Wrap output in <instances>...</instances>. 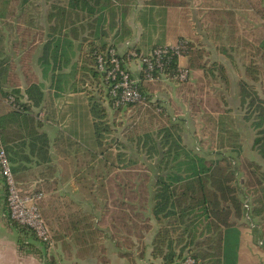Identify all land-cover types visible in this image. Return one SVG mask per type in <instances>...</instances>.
Wrapping results in <instances>:
<instances>
[{
  "label": "trees",
  "instance_id": "trees-1",
  "mask_svg": "<svg viewBox=\"0 0 264 264\" xmlns=\"http://www.w3.org/2000/svg\"><path fill=\"white\" fill-rule=\"evenodd\" d=\"M31 1L20 2L19 17L24 18L26 27H16L17 37L11 47L12 56H7L6 38L0 32V101L6 105L10 97L14 98L12 105L7 104L5 109H0V144L8 153L13 171L16 173L21 164H30L32 160L36 164L52 161L45 124L37 117L45 109V85L39 82L32 63L24 65V56L29 58L28 53L36 50L41 54L38 63L43 73H52V86L59 87L67 82L63 76H55L61 65L73 69L68 77L74 80V84H70L69 89L86 93L98 147L104 145L106 136L112 131L109 112L113 111L116 118L121 113L136 109L124 129L126 139L130 147L137 149L151 162L149 167L152 175L145 198L147 206L123 203L124 206L129 204L136 219L132 217L133 214L130 216L125 213L120 225L127 228L128 236L112 237L119 257L129 264H137V259L146 260L147 264H181L188 258L194 260V264H238L232 234L238 220L250 218L232 162L218 157L217 153L208 154L189 148L184 143L182 127L175 122L169 121V124L161 125L158 129L152 128L161 103L153 100L149 89L151 84L145 81L142 69L137 75L132 74L140 80L141 98L129 105H117V98L110 93L113 82L107 81L106 74L97 69L98 54L107 56L110 50L117 51L115 45L118 40L132 38L133 31L126 20L137 6V0H64V3L62 0H50L52 3L45 14L44 24L33 15L25 17ZM145 4L151 7L183 6L179 0H146ZM141 22L145 27L150 25L147 21ZM19 30L23 31L18 34ZM180 41L186 40L180 38ZM188 45L189 49L184 54L189 57L186 69L203 70L208 77H215L218 64L203 62L202 53L193 52L194 46L190 41ZM157 47L160 46L155 45L153 49ZM260 50L264 51V36L259 41ZM134 51L140 54V51ZM128 53L123 56L119 54L124 64ZM196 53L202 58V65L200 60H195ZM163 62L164 75L178 79L179 58L167 57ZM154 74L160 81L161 76ZM242 88L243 98H249L247 86L242 84ZM94 90L98 92L97 95H93ZM145 112L151 114L150 117L147 118ZM164 114L165 110L161 115ZM212 130L216 133L217 125ZM118 156L121 161L127 157L126 166L139 162L126 154ZM256 204L252 215H264V200L259 199ZM138 218L144 223L142 227L137 222ZM88 219L91 218H80L67 230L79 233L81 224L85 223L91 234L94 224ZM12 225L19 234L21 253L35 255L41 264H56L54 259L47 257L48 246L38 242L28 228L15 223ZM154 226L149 252L144 238L145 234L153 231Z\"/></svg>",
  "mask_w": 264,
  "mask_h": 264
},
{
  "label": "crops",
  "instance_id": "crops-1",
  "mask_svg": "<svg viewBox=\"0 0 264 264\" xmlns=\"http://www.w3.org/2000/svg\"><path fill=\"white\" fill-rule=\"evenodd\" d=\"M248 3L249 8L234 4L226 9L228 11L223 12V23L218 25L216 40L211 33L212 28L208 27L203 33L202 40H205V43L202 50L204 56H207L205 61L218 64V108L216 116L205 117L204 131L207 136L204 139L208 144L211 139L213 145L217 143L215 150L206 149L208 154L217 153L218 157L227 158L232 162L245 198L244 206H248L246 209L250 219L245 217L238 220L232 234L237 263L264 264V215L254 216L251 213L257 205L256 201L264 200V51H259V41L264 36V0H248ZM137 6L131 10L126 20L133 31L132 38L116 42V50L120 55L128 53L130 48L140 51V54H148L155 45L173 46L180 37L191 38L187 36V32L172 35L164 32L165 28L172 25L179 29L182 27L181 23L175 22L178 19L173 13L175 7L147 6L142 14L132 19ZM146 13L154 16L152 22L158 21L160 28L153 38L148 39L144 35L149 27H145L141 22ZM226 15H230L229 20ZM18 25L20 24H13L11 21H1L0 32L6 38L7 56H12L11 47L17 37ZM214 48L216 51H213ZM36 55L32 58V61L36 62V65L32 64L33 70L39 82L45 85V112H41L44 118L40 121L44 122V130L49 136V156L52 161L48 164H36L32 160V163L21 164L18 171L13 172L19 185L26 191L38 194L42 193L39 190L45 191L46 187L58 185V189L63 191L66 197L71 195L67 189L71 192L77 189L75 167L78 163L75 160L81 151L78 147L79 138H82L84 132L94 138L87 149L93 153L98 149L93 117L85 93L69 89L70 84H74V80L68 77L73 70L71 66L61 65V69L55 72L56 77L60 75L67 78L69 84L65 82L59 87L52 86V73H43L38 65L41 55ZM125 63L133 75L141 71L137 61L127 57ZM242 84L249 90L250 97L247 99L243 98ZM81 116L85 128L83 123H80ZM210 117L213 118V123L209 120ZM215 125L216 133L212 130ZM44 195L43 193V197ZM0 221L16 230L7 216V192L1 179ZM18 238L12 246L0 233V264H41L35 255L20 252Z\"/></svg>",
  "mask_w": 264,
  "mask_h": 264
},
{
  "label": "rangeland",
  "instance_id": "rangeland-1",
  "mask_svg": "<svg viewBox=\"0 0 264 264\" xmlns=\"http://www.w3.org/2000/svg\"><path fill=\"white\" fill-rule=\"evenodd\" d=\"M179 1L183 3V6L175 7L173 13L178 17L175 22L181 23L182 27L179 29L172 25L165 28V31H161L168 35L177 32L186 34L187 32V36L191 38L185 37L183 39L192 43L193 52L200 51L202 53L203 62L207 56L203 54L202 49L205 40L202 39L207 28H212L211 33L216 37L218 25L223 23V12L226 9L234 4L242 8H249L250 6L248 0ZM20 2L21 0H0V15L2 17L0 20L20 24L19 28L26 27V24H23L24 18L19 17ZM31 2L25 17L30 18V15H33L41 21V24H44L45 14L52 1L32 0ZM145 3L146 0H137L138 6L135 11L137 14H132V19L143 13V9L147 7ZM150 15L146 13L142 16V20L152 22L154 16ZM229 17L230 15H226L227 20ZM151 22H149L151 24L149 29L145 31L144 37L146 39L153 38L156 31L160 29L158 21V24ZM22 31L19 30L18 34ZM40 32L42 31L40 30ZM180 38L177 39V43ZM204 50L207 52L206 49ZM213 51L216 49L214 48ZM38 52L32 50L31 53H28L29 58L24 56L26 57L24 65H27L28 62L30 65L31 63L36 65L32 58L36 54L39 55L40 51ZM210 53L214 54L212 51ZM194 58L200 60L202 65V58L199 57V54L196 53ZM179 64L180 67L186 68L189 64V57L181 58ZM217 82V75L208 77L203 70L199 69L190 70L189 77L185 81L167 78L164 75L160 77V81L150 82L151 87L149 89L153 95V100L161 103V108L156 112L157 118L151 124L152 128L158 129L161 125L169 124V121L175 122L182 127L181 134L184 143L189 148H194L198 152H206V149L215 150L217 143L215 142L216 144L213 145L211 139L208 144V141L204 139L207 136L204 127L207 115L216 116L218 108ZM97 94L98 92L94 90L93 95ZM86 96L85 93V98ZM6 105L4 101H0V109H5L4 106ZM163 110H165V114L161 115ZM135 113L136 109H131L115 118L113 111H110L109 119L112 131L106 136L104 145L98 147L95 153L87 149L94 141L89 133L84 132L82 138H79L80 145L78 147L81 151L75 160L78 163L75 167L77 189L72 192L67 189V192L71 193L70 196L64 197L63 191L58 189V185L46 187L45 191L39 190L45 194L41 200V210L52 235V244L48 246L46 254L48 259H54L56 264H129L127 260L119 257V251L112 241V237L114 235L122 238L128 236L127 228L120 225V222L125 213L130 216L133 214L128 203L136 204L137 207L147 206L148 202L145 198L148 196L147 187L152 175L149 167L151 162L146 160L145 155H141L137 149L130 147L127 143L124 129L130 122V116L135 115ZM145 115L148 118L151 114L145 112ZM37 117L42 120L44 115L40 113ZM80 123H83V128H85L82 116ZM123 145L129 147L124 148ZM120 154L138 159L139 162L126 166L127 157L121 161L118 156ZM126 202L128 203L124 206L123 203ZM83 212L86 214L84 215ZM85 216L91 218L87 221L94 224V228H91V234L85 223L81 224L79 233L74 230H67L69 226H72V223ZM132 217L136 219L134 214ZM137 222H139L140 227L144 225L139 218ZM9 227L4 221H0L1 236L8 244L14 246L18 232ZM154 228L155 226L151 233L145 234L144 238L149 252L151 251L150 244L154 236ZM81 233L86 235H80ZM137 264H147V261L137 259Z\"/></svg>",
  "mask_w": 264,
  "mask_h": 264
},
{
  "label": "built area",
  "instance_id": "built-area-1",
  "mask_svg": "<svg viewBox=\"0 0 264 264\" xmlns=\"http://www.w3.org/2000/svg\"><path fill=\"white\" fill-rule=\"evenodd\" d=\"M188 41H180L173 46H160L153 49L148 54H139L134 50L129 51V58L137 61L145 73V81L154 82L159 79L155 74L163 76L165 64L163 60L168 57H184L188 51ZM121 56V55H120ZM119 53L114 49L107 53V56L98 54L96 56L97 69L106 74V80L112 81L111 95L117 98V105H129L138 102L141 98L139 90L140 80L136 79ZM189 71L180 67L178 79L187 80ZM14 98L10 97L8 105H12ZM0 179L3 181L7 192V216L12 223L28 228L34 238L47 246L52 244L51 231L43 217L41 210V200L43 193H33L24 190L15 177L8 153L0 144ZM248 208L247 205H245ZM181 264H194V260L188 258Z\"/></svg>",
  "mask_w": 264,
  "mask_h": 264
}]
</instances>
